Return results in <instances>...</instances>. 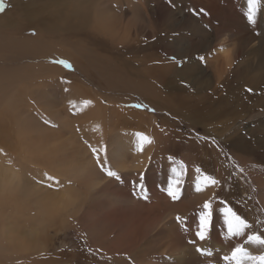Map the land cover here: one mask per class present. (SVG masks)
<instances>
[{"label": "rangeland", "instance_id": "rangeland-1", "mask_svg": "<svg viewBox=\"0 0 264 264\" xmlns=\"http://www.w3.org/2000/svg\"><path fill=\"white\" fill-rule=\"evenodd\" d=\"M12 1L16 0H5L9 7L0 12V163L12 166L25 180L26 186L43 180L42 184L52 185L53 182L52 186L56 188L59 185L61 191L73 184L72 189L77 186L80 192L88 193V179L79 183L66 178L64 184H59L46 165L42 162L34 165L31 161L36 160L28 155L27 150L31 146L27 145L29 141L39 138L40 128L37 124L41 123L45 128L53 114L58 116V113L43 107L42 102L60 99L62 116L64 112L69 113L61 99L67 98L75 85L88 87L89 92H84L90 93L92 100L93 96H97L99 100L95 101L103 106L107 115L109 112L110 118L95 123L103 136H94L100 142L97 141L98 146L92 152L99 166L93 178L100 181L102 188L98 187L90 194L95 198L103 197L98 203H94L91 196V203H76L73 212L70 210L67 214L50 218L39 211L41 205L30 186L26 188V194L18 188L14 191L4 190L6 192L0 190V264H209V258L200 257L194 245L188 243L189 240H196L194 233L199 206L212 193L211 189L204 194L193 193L192 178L196 166L220 181L221 186L215 190V194L227 199L239 214L253 223L264 220V0L254 28L247 24L244 16L247 0H173L175 6L170 8L166 0H151L159 8L170 10L167 25L174 30L168 31L167 25L166 28L156 27L159 31L156 29L152 37L147 35L149 27L148 30H139L138 38H133L129 43L146 46L141 52L145 58L129 55L124 57V61L123 56L115 53L114 48L119 46L118 43L116 46L110 44L108 52L105 51L119 70L116 73L131 76L132 80H136L138 64L145 60V63H140L144 66L139 69V76L144 77L143 81H148L142 86V91L107 85L101 77L98 66L100 64L102 67V61L108 56L103 58V55L97 54L101 56L98 59L95 52L106 43L102 37L74 42L54 35L41 42L42 36L37 30H18L16 25L7 24L1 15L11 10L14 5ZM36 1L20 0V7ZM73 1L82 4L83 10L96 8V18L105 32L110 34V23L117 24L104 12L112 9L119 18L120 0H101L98 5L95 0ZM123 1L122 4L128 7L133 2H142L143 6L151 3L150 0ZM190 8H203L209 15L193 17L189 14ZM183 15L181 23L178 19ZM32 31L36 34L31 35ZM256 32L260 35H256ZM18 40L25 44L18 46ZM221 47H225L226 51H216ZM164 52L172 54L164 57ZM222 54L230 62L215 60ZM173 55L177 58L187 56L188 63L182 68L177 67L167 59ZM198 55L205 56L206 68L201 67L196 59ZM58 59L69 61L73 69L66 70L51 62ZM151 60L157 64L164 60L163 63L172 71L170 80L164 79L155 70ZM175 70L179 71V75ZM61 79L65 83H61ZM171 80L174 84L163 91L167 81ZM255 80L258 81L257 88ZM181 81H186L191 87L182 86ZM245 88H252L253 93L245 92ZM64 89L68 91L61 97ZM137 103L155 109V112L147 108L136 109L133 105ZM65 106H69V103ZM206 113L214 116L210 118ZM80 124L81 134L91 135L90 126ZM108 127H111L110 130ZM137 132L154 138V145L146 146L145 151L137 156L135 152L133 156L120 155L122 160L117 157L119 165L115 166L116 160H110L113 155L111 149H115L118 141L124 138L136 143L134 134ZM156 135H159V140ZM199 137H207V140ZM213 139L220 147L211 142ZM100 143L108 146L110 158L107 161L103 155L96 158L97 150L103 148ZM168 155L188 166L186 190L177 202H172L158 188L169 174ZM149 156L152 157L146 180L149 199L145 202L133 198L130 181L138 180V173L148 165ZM134 158L143 160V166L134 163L137 164L134 167ZM237 167L244 169V172L239 173ZM101 170L104 172L101 173ZM109 172L121 177L123 183L108 175ZM253 189L256 191L253 192ZM219 207L217 204L216 208ZM177 215L187 218V233L177 224ZM26 226L36 229L28 228L25 231ZM222 231V219L217 212L210 238L203 242L196 241L195 246L214 251L219 249V253L211 259L229 253L231 245L221 239ZM27 234H38L39 237H32L38 239V244H43L45 249L24 254L21 250L27 245L22 236Z\"/></svg>", "mask_w": 264, "mask_h": 264}, {"label": "bare ground", "instance_id": "bare-ground-1", "mask_svg": "<svg viewBox=\"0 0 264 264\" xmlns=\"http://www.w3.org/2000/svg\"><path fill=\"white\" fill-rule=\"evenodd\" d=\"M19 1L20 0H16L15 2L12 1L11 3L14 5L11 7V10L2 13L1 17L3 18V20L7 24L16 25L15 27L18 30H26V29H35L34 31L37 30V32L42 36L41 42L45 41L43 39L48 40L49 38H53L54 35L64 36L67 39H69L70 41H74V42H87V41L95 39L96 37H102L106 43L104 45H102L101 48L95 52V55L97 56L98 59L102 55H103V58L107 57L109 55V54L105 53V51L108 52L107 47L108 46L110 47V44L112 46H116V43H118L119 46L114 48L118 51L117 52L115 50V53L116 54L118 53L119 55L123 56V60H124L125 56L129 57V55H131V56L134 55V58L135 57L145 58V56H143L141 52L143 51L142 49H144L146 46L138 47V45L130 44L129 41L130 40L132 41L133 38H138V31L142 30V29L148 30V27H149L148 34H147L148 37L154 36L155 30L157 29L156 27H158L159 29H160V27L164 28L167 25V20L170 19V13H169L170 10H165L164 8H159L151 0H150L151 3H149L148 5H145V6H143L142 2L141 3H137V2L134 3L133 2V4H131L129 6L131 8L130 10H129L128 6H125L122 4L124 1L120 0V1H118V5L120 7L119 18L117 17V15L114 13V10H112V9H107L104 12V14L108 18H110L114 22H117L116 25L114 23H110V27L108 28V31L110 32V34H109L101 28V26H100V24L96 18V8L95 9H89V10H83L84 6L80 3L73 1V0H37L35 3L30 4L28 6L25 5L23 8H21ZM95 1L97 2V5H98V3L101 0H95ZM169 8H170V6H169ZM128 15L133 16L135 18H139V20H134L131 17H129ZM172 16H173V13H171V17ZM184 16L185 15L181 16L178 19V20H180L181 23H183L181 20L184 19ZM174 18L175 17L173 16V19ZM167 28H168L167 29L168 31L174 30L173 27L168 26V25H167ZM143 32L144 31H142L141 33H143ZM163 33H164V31H163ZM169 33H171V32H169ZM171 36H172V34L170 35V37ZM166 38H168L167 34H166ZM38 39H40V38H38ZM17 43H18V46H23L25 44V42L19 41V40L17 41ZM45 43L47 44V42H45ZM40 48L42 49V47H40ZM164 53H165V54H163L164 57L166 55L172 54V52H170V53L164 52ZM97 54H99L101 56H99ZM223 54H225V53H223ZM223 54L220 57H217V58L214 57L215 60L220 59V61L223 60L226 63L230 62V60L228 58L222 57ZM227 54H229V52ZM112 56H113V53H112ZM116 56H118V55H116ZM147 56H149V55H147ZM228 57H230V54L228 55ZM153 58H155V57H153ZM263 58H264V56H263ZM116 59H118V58H116ZM119 60L122 61V59H119ZM142 61H144V63H145L144 59H142L140 63H142ZM163 62H164V60H163ZM163 62L160 64H157L156 61L151 60V65L155 68V70H157L160 73V75L164 79L170 80V76L172 75L170 73H172V71H170L171 69L169 68V66L165 65ZM140 63L138 64V68L136 69V73H137L135 75L136 80L135 79L132 80L131 76L129 77V76H126L124 74L123 75L117 74L116 72H118L119 70L116 69L115 64H113L112 57H109V56L107 58H105L104 61H102V64H103L102 67L99 64L98 70L101 73V77L104 78V80L107 82V85L109 84L111 86H116L119 88L120 87L133 88L132 90L135 91V90L144 89L142 86H144L148 82L147 80L143 81V79H144L143 76H142V78L139 76V72H140L139 69L144 66V64H140ZM215 63H217V62L215 61ZM221 63H222V61H221ZM157 71H156V73H157ZM175 71H177V70H175ZM142 74H145V72L142 71ZM177 75H179V71H177ZM156 77L158 78L157 75H156ZM145 79H147V78H145ZM151 81H153V80H151ZM254 82H255L256 86L254 84L253 85L257 88V85H258L257 82L258 81L255 80ZM172 84H174L172 82V80L170 82L167 81L166 86L165 87L162 86L163 87L162 90L164 91V89H166L167 86L172 85ZM119 88H117V89H119ZM87 89L89 90V88L86 86L75 85L70 90V92L68 93L67 98L61 99L63 107L69 111V113L68 112L63 113L64 117L62 116L63 108L61 107V105L58 102V101H60V99H55V100H49V99L45 100L44 99L45 101L42 102V106L45 107L46 109L50 110L51 112L58 113V116L53 114L52 120L50 122L46 123L45 128H43L41 123L37 124V126L40 128V129H38L39 138L35 141H33V140L29 141L28 145H27V147L29 145L31 146L30 150H27L28 155L30 156V158H33L36 160V161H31V162L34 163V165H39V162H42L44 165H46L50 174H52L53 176L56 177V178L53 177V179L54 180L56 179V182L59 181L60 182L59 184H64V181H66V178L76 180L79 183H81V181H84V179L86 181L88 179L87 182L85 181L87 184L88 193H87V191L86 192H80L78 190L77 186H75V188L72 189L71 186L73 184L71 186L66 187V188L63 187L64 189L61 191L60 189H58V187H60L59 185L57 186V188L52 186L53 182H52V185H48L46 183L42 184L41 182L43 180L40 181V183H38V181H35V183H28L32 189L33 195L34 196L36 195L35 197L38 199V202L41 205L39 211L42 213V215H45L47 217L49 216L50 218L52 216H55L58 214H60V215L61 214H67L70 210L73 212L75 207L77 206L76 203H79L82 205L86 204L87 202L91 203L90 202L91 196L93 197L94 203L95 202L98 203L103 198V197L102 198L101 197L95 198V196L90 194L92 192H95L96 188H98V187L102 188V186L100 185V181L96 178L95 179L93 178V174L96 173L97 168H99V166L97 167L98 163H97L96 159L94 158V155H92V152L98 146V144H97L98 139L96 138L97 136L94 137L95 134H99L100 136H103V134H100L102 132L99 133V131H101V130L99 129V131H98L97 126H95V123L97 121H100V122L106 121V120L108 121L110 116H109V112L107 115V111H105V109L102 108L103 106L101 104H99V102L95 101L96 99H98V98H96L97 96L96 97L93 96L94 100H92L90 93L88 94V93L84 92L85 90L87 91ZM87 92H89V91H87ZM65 94H66V91L63 94L61 92V97H64ZM96 94H98V93H96ZM55 95H57V94H55ZM69 98L74 100L77 103H80L81 101H83L85 99L91 100L93 103L91 106L86 108L84 111H82L81 107H77L75 109L77 114L73 115V114H71V112L69 110V106H65L66 104L69 103V101H71ZM152 99H153V96H152ZM100 101H101V98H100ZM121 109H123V108H121ZM113 112L115 113V111H113ZM206 115L210 118H212L214 116V115L212 116L211 114H208V113H206ZM205 118H207V117H205ZM115 122H116V120H115ZM79 123H81V124L85 123L86 126H90V130L93 131V132L91 131V135H82L81 134L82 127L81 126L79 127ZM106 123H108V122H106ZM55 124H57V125H55ZM25 126H29V125H25ZM110 128H109V130H110ZM72 130H73L75 135L72 133ZM121 130H124V129H121ZM153 130L156 131V129H153ZM154 133H156V132H154ZM158 133H159V131H158ZM83 134H85V133H83ZM98 138H100V137H98ZM159 138L160 137H158V140H159ZM103 139H104V137H103ZM98 142H100V141H98ZM135 144L136 143H134V142H128L125 138L123 141H121V140L118 141L117 145H115V149L110 148L111 149L110 153L113 152L112 157L111 158L109 157L110 160L115 161L117 159V157H121L120 155H122V156L123 155L133 156ZM100 145H101V143H100ZM97 152H98V150H97ZM135 155L137 156L136 153H135ZM142 156L143 155H141V158H142ZM99 158H100V156H99ZM101 158H103V157H101ZM129 158L131 159V157H129ZM135 159L136 158H134V162L132 161L133 165H134V163H136ZM138 159H140V158H138ZM143 159H144V157H143ZM121 160H122V157H121ZM115 162H116L115 166H118L119 164H117V160ZM129 162H131V160H129ZM135 165L137 166V164H135ZM135 165H134V167H135ZM130 166H129V168H130ZM141 166H143V165H141ZM134 167H132V168H134ZM122 169H124V168H122ZM103 170L105 171L104 168H103ZM104 171L101 170V173ZM133 174H134V172H133ZM63 175H64V177H63ZM88 175H89V178H87ZM43 179H45V178H43ZM50 181H52V180H50ZM70 184H68V185H70ZM29 186H26L25 180L22 178V176L20 174L15 172V170L12 168V166L8 167L4 163H0V190L4 191L7 189H9V190L11 189L14 191L18 188V189H21V191L24 194H26L28 192L26 188ZM9 190H7V191H9ZM80 190H82V189H80ZM4 192H6V191H4ZM7 197H9V196H7ZM5 203H3V204H5ZM12 220L14 221L15 219H12ZM13 225H14V223H13ZM30 226H26L24 228L25 231H27L28 228L29 229H36V228H30ZM32 236L39 237L38 234H33V235L27 234V236H25V237L22 236V238L24 239V243L27 245V247H24L21 250L24 254H30L32 250L34 251L36 249H38V250L45 249L44 245L38 244L39 240L32 237ZM16 242H19V241H16ZM46 254H44V255H46ZM24 257H26V256H24ZM28 264H31V262Z\"/></svg>", "mask_w": 264, "mask_h": 264}, {"label": "snow or ice", "instance_id": "snow-or-ice-1", "mask_svg": "<svg viewBox=\"0 0 264 264\" xmlns=\"http://www.w3.org/2000/svg\"><path fill=\"white\" fill-rule=\"evenodd\" d=\"M169 6L174 7L173 0H166ZM9 5L6 4L5 0H0V12L6 10ZM189 14L193 17L199 18L200 16H208L209 13L203 8H190ZM262 11V0H247V9L244 13L247 24L250 27H255L258 22V16ZM207 29L208 26L205 25ZM31 35L36 33L32 31ZM260 35L259 32L255 33ZM179 35V33H174ZM154 39V38H153ZM216 51H226L225 47H221ZM167 59L175 63L177 67H183L184 64L188 63V57L177 58L176 56H168ZM196 59L199 61L201 67H207L206 58L204 55H198ZM53 64H57L66 70H72V64L65 59H58L51 61ZM61 83H65L61 79ZM181 85L184 87H191L186 81H181ZM68 91V89H64ZM245 92L252 94V88H245ZM91 100H83L80 103L75 101H69V110L71 114L76 115L75 109L81 107L82 111L92 105ZM136 109L143 110L147 108L146 105L135 104L133 105ZM147 110L155 112V109L147 108ZM199 136V134H197ZM136 144L134 152L136 154H142L145 151L146 146L154 144V140L144 133L137 132L134 134ZM200 139L207 140V137H199ZM217 147H220L214 139L211 141ZM222 151V149H221ZM103 155L105 161L108 159V146L105 144L102 149L97 152V159ZM148 165H145L142 171L138 173V180H131L132 196L134 199H141L145 202L148 201L149 197L147 194V173L149 167L152 164V157H148ZM167 161L170 165L169 174L165 178V182L158 186L159 190L164 192L166 196L172 201L177 202L182 199L186 190V184L188 182V166L179 159H176L172 155L167 156ZM137 164H143V160H136ZM239 173H243L244 169L238 168ZM108 175L113 176L119 183H123V179L118 175L109 172ZM220 181L214 176L205 172L201 167L196 166L194 168V176L192 178V191L194 194H204L210 189L212 193L207 195L199 206V211L196 213V228L195 238L196 240H189L188 243L194 245L196 253L200 257L209 258V264H264V220L257 221L255 223L250 222L244 216L239 214L233 206L228 202L227 199L221 198L215 194V190L220 187ZM256 190L253 189V192ZM220 207L217 209L216 205ZM222 219V233L221 239L228 242L231 245V251L226 254H220L218 259H211L219 253V249L215 251L212 249H205L196 245V241L203 242L210 238V234L213 228L214 218L216 214ZM176 222L183 229L185 233L189 231L187 225V218L177 215Z\"/></svg>", "mask_w": 264, "mask_h": 264}]
</instances>
